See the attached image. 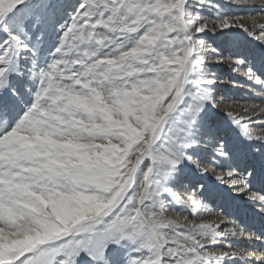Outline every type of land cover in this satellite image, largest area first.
I'll list each match as a JSON object with an SVG mask.
<instances>
[{
	"label": "snow or ice",
	"instance_id": "6c2138e0",
	"mask_svg": "<svg viewBox=\"0 0 264 264\" xmlns=\"http://www.w3.org/2000/svg\"><path fill=\"white\" fill-rule=\"evenodd\" d=\"M0 264H264V0H0Z\"/></svg>",
	"mask_w": 264,
	"mask_h": 264
},
{
	"label": "bare ground",
	"instance_id": "6f19581e",
	"mask_svg": "<svg viewBox=\"0 0 264 264\" xmlns=\"http://www.w3.org/2000/svg\"><path fill=\"white\" fill-rule=\"evenodd\" d=\"M224 69H226V77H231L232 79L234 80H237L239 81L240 83H243V81L240 79L239 76H236L234 73L230 72L227 68V66H224ZM217 71H219V69H217ZM230 90H236L237 88H232L231 85L227 86ZM233 92H236V91H233ZM230 94V93H229ZM249 95H251V93H248ZM232 96L236 97V98H239L243 95H245V92L242 91V92H239V93H232L231 94ZM169 215H175V212H170ZM204 219L205 220H213L215 219V216L214 215H205L204 216Z\"/></svg>",
	"mask_w": 264,
	"mask_h": 264
},
{
	"label": "rangeland",
	"instance_id": "374dc122",
	"mask_svg": "<svg viewBox=\"0 0 264 264\" xmlns=\"http://www.w3.org/2000/svg\"><path fill=\"white\" fill-rule=\"evenodd\" d=\"M219 72H220L223 76L226 77V69H224V67H223V68H220V69H219ZM234 74H235V73H234ZM235 75L238 76L237 74H235ZM225 91H226L227 93H230V95H231L232 93H239V92H242V90L239 89V88H237L236 90H230L228 87L225 89ZM233 91H236V92H233Z\"/></svg>",
	"mask_w": 264,
	"mask_h": 264
}]
</instances>
